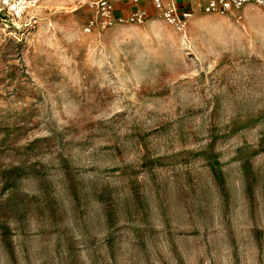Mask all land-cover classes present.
Listing matches in <instances>:
<instances>
[{"label": "rangeland", "instance_id": "1", "mask_svg": "<svg viewBox=\"0 0 264 264\" xmlns=\"http://www.w3.org/2000/svg\"><path fill=\"white\" fill-rule=\"evenodd\" d=\"M206 1L0 13V264H264V1Z\"/></svg>", "mask_w": 264, "mask_h": 264}, {"label": "built area", "instance_id": "2", "mask_svg": "<svg viewBox=\"0 0 264 264\" xmlns=\"http://www.w3.org/2000/svg\"><path fill=\"white\" fill-rule=\"evenodd\" d=\"M39 0H0V13L4 15H8L14 19H19L25 14L28 13V11L31 10L36 3ZM209 1V0H207ZM206 1V2H207ZM250 0H210V5H212L215 10H218L219 12H229L230 10L236 9L239 6H242L243 4L247 3ZM264 1V0H260ZM156 5L159 4V0H155ZM208 3V2H207ZM176 10V15L173 13ZM177 7L170 8L168 10V17L170 20H175L172 18L173 16H176V18L180 20H186L189 18L192 14L190 11L187 10H181V12L177 13ZM142 14H139V17H137V21H142Z\"/></svg>", "mask_w": 264, "mask_h": 264}, {"label": "crops", "instance_id": "3", "mask_svg": "<svg viewBox=\"0 0 264 264\" xmlns=\"http://www.w3.org/2000/svg\"><path fill=\"white\" fill-rule=\"evenodd\" d=\"M146 1L147 0H145V2L144 3H146ZM148 1H150V0H148ZM195 1H198V0H188V2H190L191 4L193 3V2H195ZM199 1H202V2H205V0H199ZM146 5V4H145ZM243 6V5H242ZM242 6H239V7H237L236 9H238V10H236L237 12L238 11H240L241 10V8H242ZM247 8V7H246ZM145 10L147 11V8H145ZM237 12H235V13H237ZM99 19H101V18H99ZM213 19V20H212ZM214 21V18H213V16H210V17H208V18H206V19H204V20H198V18L195 16V15H192L187 21H188V25H189V27H200V28H202L203 27V25H204V23L205 22H207V21ZM151 22V21H150ZM158 23V21H154V20H152V22L151 23H148L149 25H151V24H157ZM187 25V26H188Z\"/></svg>", "mask_w": 264, "mask_h": 264}, {"label": "bare ground", "instance_id": "4", "mask_svg": "<svg viewBox=\"0 0 264 264\" xmlns=\"http://www.w3.org/2000/svg\"><path fill=\"white\" fill-rule=\"evenodd\" d=\"M192 16V15H191Z\"/></svg>", "mask_w": 264, "mask_h": 264}]
</instances>
